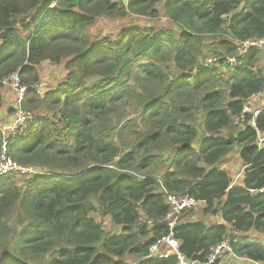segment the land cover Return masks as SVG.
Masks as SVG:
<instances>
[{"label":"trees","instance_id":"16d2710c","mask_svg":"<svg viewBox=\"0 0 264 264\" xmlns=\"http://www.w3.org/2000/svg\"><path fill=\"white\" fill-rule=\"evenodd\" d=\"M130 13H163L179 31L131 26L116 38L90 36L98 18ZM263 36L264 0H0V108L2 80L16 73L26 88L21 107L32 113L22 133L0 134V152L5 142L11 158L39 170L0 176V264H177L174 254L148 256L169 232L165 191L221 220H185L195 206L175 215L187 259L206 264L227 240L234 254L264 262L253 235L264 233L256 134L264 136V105L255 116L244 111L264 91L260 49L225 62L240 41ZM45 61L63 63L65 74L39 94ZM232 152L243 164L237 184L216 166Z\"/></svg>","mask_w":264,"mask_h":264},{"label":"built area","instance_id":"2783aa9c","mask_svg":"<svg viewBox=\"0 0 264 264\" xmlns=\"http://www.w3.org/2000/svg\"><path fill=\"white\" fill-rule=\"evenodd\" d=\"M126 1V0H124ZM264 47V36L263 37H254L245 39L240 41L237 44V53L235 56L227 57L225 62L230 66H234L238 64V59L244 57L251 49H261ZM214 59H207L206 63H211ZM2 85L9 86L13 91H15V99L11 105L12 114L8 115V122L6 124L0 125V134L2 136H13L19 133L26 128L27 123L32 120V113L29 110H25L21 107V99L26 91V88L19 85V78L16 73H12L8 75L6 78L2 80ZM35 92L42 94L43 89L40 84L35 85ZM260 94H256L253 97H258ZM3 107V106H2ZM0 108V116L7 112V109L3 110ZM261 108L251 109L247 105L244 106V111L251 112L253 116H255L258 112H260ZM242 116V115H241ZM239 118L233 119V124L237 123L236 121ZM252 126H254L253 119L250 122ZM257 134V146L258 148H264V136L260 134V131L256 129ZM39 170L33 166H24L19 162L11 158L6 150L5 142L2 144V150L0 152V176L6 174H17L24 176H31L34 173H38ZM262 189H260L261 191ZM164 199L169 207V211L163 217V220L166 222L169 227L168 235L161 237L157 240L153 245H151L149 249V255L152 257H161L167 256L169 254H174L177 259V264H201L196 260L187 259L179 249L180 242L177 238L174 237L173 228L176 225L175 215L181 212L184 208H192L196 206L199 201L194 198L183 195L178 196L174 193L164 192ZM150 222V221H148ZM164 246V248H163ZM221 252L227 253L229 256L237 259H246L245 257L238 256L232 252L229 241L224 240L219 244L212 247L208 257L206 264H210L216 261L217 257ZM249 261V260H248ZM252 262V261H251ZM254 264H258V262H252Z\"/></svg>","mask_w":264,"mask_h":264},{"label":"rangeland","instance_id":"374dc122","mask_svg":"<svg viewBox=\"0 0 264 264\" xmlns=\"http://www.w3.org/2000/svg\"><path fill=\"white\" fill-rule=\"evenodd\" d=\"M131 26H138L142 28L151 27L155 29L167 28L176 30V32L179 31L178 29L174 28L172 23L169 22L166 17H164L163 13H160V16L157 18H150L147 16L135 15L130 13L124 18L111 19L107 17H100L88 28V32L92 38L96 39L105 36L110 38H116V36L121 30L129 28ZM210 41L216 40L209 38L208 42ZM256 66L264 67V47L259 50V60ZM37 68L39 75L38 84L41 85L43 92H45L49 88L55 87L64 78L65 70L63 63L54 64L45 61L40 63ZM1 91L3 95L2 109H7V112L0 116V125L6 124L8 122V115L12 114V112L8 113V109L11 108V105L16 97L15 91H13L7 85H2ZM246 105L252 110L262 107L264 105V91L258 97H251ZM199 120L200 119L198 118L197 122H199ZM233 130L238 131V129L235 127ZM222 133H226V131L224 130ZM204 138V134L200 131L196 142L193 144L192 147L194 151H197L201 147ZM221 162L217 163L216 166L225 170L230 175V177L232 178V183L237 184L241 182L243 178V164L238 158L237 153L232 152L228 154ZM15 179L19 182V184H22L20 177L16 175ZM203 206V203H198L192 209V214L190 216L184 217L185 220H200L207 223L208 225L221 221L219 215H204L202 213ZM94 216L98 221L102 222V225L108 234H120V227L114 225L108 217H101L97 215ZM12 220L13 217L10 219V221ZM253 235L256 239H258L259 242L264 243V233H257ZM217 259H219L221 264H254L251 261L245 259L233 258L225 252H221ZM258 264H264V262H258Z\"/></svg>","mask_w":264,"mask_h":264}]
</instances>
